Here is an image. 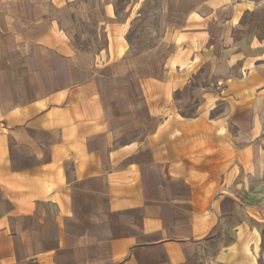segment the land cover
<instances>
[{
	"label": "crops",
	"instance_id": "crops-1",
	"mask_svg": "<svg viewBox=\"0 0 264 264\" xmlns=\"http://www.w3.org/2000/svg\"><path fill=\"white\" fill-rule=\"evenodd\" d=\"M74 2L0 0V264H203L232 206L264 194V41L242 22L264 0H208L221 55L171 58L117 111L71 42ZM199 60L222 94L182 116Z\"/></svg>",
	"mask_w": 264,
	"mask_h": 264
},
{
	"label": "rangeland",
	"instance_id": "rangeland-1",
	"mask_svg": "<svg viewBox=\"0 0 264 264\" xmlns=\"http://www.w3.org/2000/svg\"><path fill=\"white\" fill-rule=\"evenodd\" d=\"M207 1L75 0L71 4V42L77 50L94 58L97 72L105 76L100 87L105 96L116 101L115 111L123 102L143 101L147 78L164 77L171 58L191 50L199 57L214 42L212 52L221 55L222 46L217 40L224 33L220 23L225 15H210ZM107 5L113 7L114 15L106 14ZM242 22L243 32H252L264 41L263 4L255 13L246 14ZM197 67L195 78L179 83L171 99L182 116L197 114L206 94H222L224 84L217 77H210L208 65L199 60L190 70ZM143 107H136L135 113L127 111L126 116L140 117L144 110L146 114ZM239 116L245 122L249 119L245 112ZM244 220L245 229L237 235L234 228ZM205 259L203 264H264V194L256 208L247 205L245 210H234L232 206L225 230L209 245Z\"/></svg>",
	"mask_w": 264,
	"mask_h": 264
}]
</instances>
